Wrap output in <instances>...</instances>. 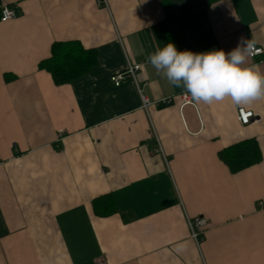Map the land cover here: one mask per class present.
Masks as SVG:
<instances>
[{"label": "crops", "instance_id": "1", "mask_svg": "<svg viewBox=\"0 0 264 264\" xmlns=\"http://www.w3.org/2000/svg\"><path fill=\"white\" fill-rule=\"evenodd\" d=\"M177 14L207 0H1L0 264H264V100L182 104L148 61L164 41L162 2ZM15 17L1 22V8ZM264 53V0H221L179 51ZM56 41L98 63L56 86L37 65ZM264 73V55L251 59ZM139 64L136 83L111 75ZM141 96L149 103L142 107ZM170 98L168 106L155 103ZM238 109L251 112L249 124ZM255 139L261 161L231 174L223 148ZM111 195L117 212L92 201ZM205 218L199 246L188 219Z\"/></svg>", "mask_w": 264, "mask_h": 264}, {"label": "clouds", "instance_id": "2", "mask_svg": "<svg viewBox=\"0 0 264 264\" xmlns=\"http://www.w3.org/2000/svg\"><path fill=\"white\" fill-rule=\"evenodd\" d=\"M253 49L254 41L243 38L228 53L179 51L168 43L147 59L170 86L182 88L196 103L230 100L236 106H250L264 100V73L247 62Z\"/></svg>", "mask_w": 264, "mask_h": 264}, {"label": "trees", "instance_id": "3", "mask_svg": "<svg viewBox=\"0 0 264 264\" xmlns=\"http://www.w3.org/2000/svg\"><path fill=\"white\" fill-rule=\"evenodd\" d=\"M221 0H207L206 5L177 14L169 1L162 2L164 18L158 28L166 43L179 42L186 38L188 31L207 20V10ZM1 5V0H0ZM98 63L95 49L85 48L78 41H56L51 44L50 55L37 65L48 73L56 86L70 84L91 72ZM231 174L241 172L258 164L262 155L255 139L234 143L217 154ZM92 209L98 217H108L117 212L111 195H104L92 201Z\"/></svg>", "mask_w": 264, "mask_h": 264}, {"label": "built area", "instance_id": "4", "mask_svg": "<svg viewBox=\"0 0 264 264\" xmlns=\"http://www.w3.org/2000/svg\"><path fill=\"white\" fill-rule=\"evenodd\" d=\"M96 5L98 7H106L107 6V0H95ZM15 17V14L12 9L9 7H2L1 8V22H6ZM264 53L262 49L257 48L254 46L253 54L249 56L251 59L258 58L263 56ZM140 65L139 64H128L127 67L118 73H115L111 75L110 82L115 86L118 87L121 83L125 82L126 80H132L134 83H136L135 80V74L139 71ZM180 98L182 100V104H191L190 97L187 93H182L180 95ZM141 103L142 107L146 108L147 105H149L148 101L141 96ZM171 100L170 98H164L155 103V105L158 106H168L170 105ZM253 115L251 112H246L243 109H238L237 111V120L242 125L249 124L250 120L252 119ZM188 229L190 233V239L194 241L196 246H199V243L203 239V235L205 233L206 227H207V221L205 218L201 216H197L193 219H188ZM98 264H104L102 260L98 262Z\"/></svg>", "mask_w": 264, "mask_h": 264}]
</instances>
